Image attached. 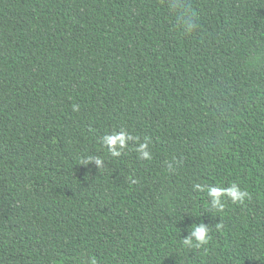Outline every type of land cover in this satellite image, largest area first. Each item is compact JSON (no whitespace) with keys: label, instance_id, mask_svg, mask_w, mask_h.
I'll list each match as a JSON object with an SVG mask.
<instances>
[{"label":"trees","instance_id":"16d2710c","mask_svg":"<svg viewBox=\"0 0 264 264\" xmlns=\"http://www.w3.org/2000/svg\"><path fill=\"white\" fill-rule=\"evenodd\" d=\"M91 259L264 264V0H0V264Z\"/></svg>","mask_w":264,"mask_h":264},{"label":"clouds","instance_id":"9594fccd","mask_svg":"<svg viewBox=\"0 0 264 264\" xmlns=\"http://www.w3.org/2000/svg\"><path fill=\"white\" fill-rule=\"evenodd\" d=\"M189 29L191 27H194V25L189 24ZM131 139V137L127 136L125 133H114L110 135H105L103 137V143L108 147L110 153L113 156H119L120 155V149L124 148L127 144V141ZM141 155V158H150V153L147 151V143H142L139 145L137 149ZM93 160V159H90ZM89 160V161H90ZM96 164L98 167H100L103 163L102 160L99 158H94ZM194 189L203 191L204 186L201 184H195ZM207 194L211 199L209 200V203L213 208L222 209L223 203L221 198L223 196L229 197L233 203L236 202H243V200L248 196V193L246 191H243L240 189L238 185L233 183L228 188H219L215 186H209L207 187ZM218 228L221 227L219 223L216 225ZM208 232L209 227L204 224H192L190 234L183 238L182 243L187 246H203L208 243ZM89 264H96L95 259H91Z\"/></svg>","mask_w":264,"mask_h":264}]
</instances>
